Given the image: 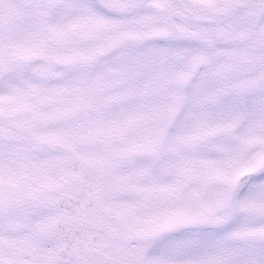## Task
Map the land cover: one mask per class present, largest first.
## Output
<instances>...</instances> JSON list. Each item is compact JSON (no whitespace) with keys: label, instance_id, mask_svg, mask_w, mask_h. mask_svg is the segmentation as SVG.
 Segmentation results:
<instances>
[{"label":"snow or ice","instance_id":"6c2138e0","mask_svg":"<svg viewBox=\"0 0 264 264\" xmlns=\"http://www.w3.org/2000/svg\"><path fill=\"white\" fill-rule=\"evenodd\" d=\"M0 264H264V0H0Z\"/></svg>","mask_w":264,"mask_h":264}]
</instances>
